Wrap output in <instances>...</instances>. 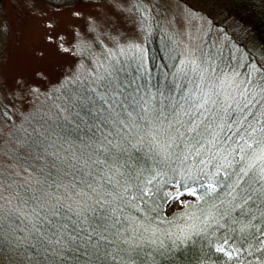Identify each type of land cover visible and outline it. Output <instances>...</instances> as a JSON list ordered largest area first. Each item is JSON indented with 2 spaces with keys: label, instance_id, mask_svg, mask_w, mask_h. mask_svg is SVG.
Here are the masks:
<instances>
[{
  "label": "snow or ice",
  "instance_id": "snow-or-ice-1",
  "mask_svg": "<svg viewBox=\"0 0 264 264\" xmlns=\"http://www.w3.org/2000/svg\"><path fill=\"white\" fill-rule=\"evenodd\" d=\"M18 2L35 12L48 0ZM67 2L84 23L52 21L47 40L74 54L94 24L83 0ZM102 53L86 75L55 79L10 82L0 62V264H144L139 252L163 244L161 204L193 209L185 241L207 238L226 264H264V61L241 73L194 49L174 65L173 91L153 83L138 34L117 33ZM42 92L48 110L13 121ZM141 152L148 169L129 163Z\"/></svg>",
  "mask_w": 264,
  "mask_h": 264
},
{
  "label": "rangeland",
  "instance_id": "rangeland-1",
  "mask_svg": "<svg viewBox=\"0 0 264 264\" xmlns=\"http://www.w3.org/2000/svg\"><path fill=\"white\" fill-rule=\"evenodd\" d=\"M232 1L83 0L77 7L86 18H92L95 38L87 42L81 40L75 45L74 54H68L58 51L47 40V25L59 20L61 26L57 30L67 31L73 24H83V20L72 19L71 4L51 6L46 3L43 11L29 12L18 0H2L0 21L3 26L0 31L3 35L0 36V62L10 82L19 76L32 80L37 72L55 79L62 73L71 72L73 67L76 68L75 75L83 76L95 66V61L103 59L102 49L112 47L117 33L129 39L136 38L138 34L144 43L146 34L155 32L159 33L160 40L167 45L166 52L170 55L168 57L179 52V62L194 49L206 55L211 54L216 63L224 62L233 66L243 64L244 50L255 56L256 60L264 61L261 49L249 43L245 28L234 27L229 13L226 12L234 3ZM66 46L72 50L70 45ZM229 56L232 57L231 61L228 60ZM237 56L243 57H239L241 62ZM251 72L254 74V71ZM36 83L43 89L38 78ZM51 102V94L42 92L32 101L34 109L29 113L13 110L15 114L12 119L15 121L17 115L30 117L36 110L47 111ZM0 123L5 127L9 126L3 118H0ZM178 206L174 204L170 208L165 205V211L167 214L171 213ZM4 259L7 262V254Z\"/></svg>",
  "mask_w": 264,
  "mask_h": 264
},
{
  "label": "trees",
  "instance_id": "trees-1",
  "mask_svg": "<svg viewBox=\"0 0 264 264\" xmlns=\"http://www.w3.org/2000/svg\"><path fill=\"white\" fill-rule=\"evenodd\" d=\"M230 9L226 11L233 21L234 27H243L247 31L249 43L254 44L259 49H264V0H233ZM51 6H66L71 4L67 0H48ZM1 11V7H0ZM234 20L236 23H234ZM237 23L239 26H237ZM146 34L144 44L147 46L150 55V71L155 79L153 83H158L162 90L172 88L173 91H178L175 84L176 67L179 66V52H175L171 57L166 50L167 45L160 40L159 33L155 32ZM208 40V39H207ZM206 40V41H207ZM219 46L227 47L226 45L218 44ZM231 49V48H230ZM244 59L242 65L236 64L235 67L241 72L254 71L256 72V64L254 63L255 56L250 55V52L244 50ZM237 55V54H236ZM240 57V56H239ZM238 60L241 62L240 58ZM221 66L230 65L228 63H217ZM250 64L248 69L244 65ZM129 163L135 168L148 169L152 166L150 157L141 152L133 153ZM182 199L194 200V197H183ZM165 205L161 204L162 212L161 219H157L152 227L156 228L160 225L159 233L160 241L163 244L148 246L149 250H141L139 252V260L144 264H226V259L221 254L214 251L218 245L213 244L209 247V242L205 237L192 238L185 241L184 237L189 235L193 228L194 220L189 218L188 213L193 209L181 207L180 205L171 213H166Z\"/></svg>",
  "mask_w": 264,
  "mask_h": 264
}]
</instances>
